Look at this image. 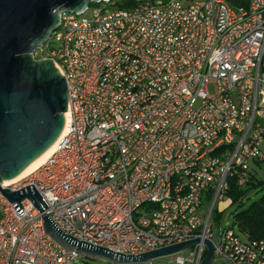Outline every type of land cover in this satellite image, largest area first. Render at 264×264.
Returning <instances> with one entry per match:
<instances>
[{
    "label": "built area",
    "instance_id": "2783aa9c",
    "mask_svg": "<svg viewBox=\"0 0 264 264\" xmlns=\"http://www.w3.org/2000/svg\"><path fill=\"white\" fill-rule=\"evenodd\" d=\"M103 1L61 11L48 41L57 46L40 58L65 76L70 123L38 169L2 183L35 187L45 207L0 192V264H72L80 256L47 234L44 215L66 234L122 254L199 238L180 264H200L219 227L215 255L264 264V239L213 222L229 178L248 186L264 155V0H141L133 8ZM257 174L264 178V169ZM204 199L211 205L202 216Z\"/></svg>",
    "mask_w": 264,
    "mask_h": 264
},
{
    "label": "water",
    "instance_id": "95a60500",
    "mask_svg": "<svg viewBox=\"0 0 264 264\" xmlns=\"http://www.w3.org/2000/svg\"><path fill=\"white\" fill-rule=\"evenodd\" d=\"M99 0H0V192L11 202L28 198L43 212L45 203L35 187L21 191L3 188L32 166L61 137L66 125L69 92L65 76L52 59H36L60 25V12L81 13ZM49 236L80 255L106 258L115 264L149 263L175 255L200 243L199 238L141 254L116 253L80 241L59 229L44 215ZM221 244L220 228L205 240L206 256L200 264H214Z\"/></svg>",
    "mask_w": 264,
    "mask_h": 264
},
{
    "label": "trees",
    "instance_id": "16d2710c",
    "mask_svg": "<svg viewBox=\"0 0 264 264\" xmlns=\"http://www.w3.org/2000/svg\"><path fill=\"white\" fill-rule=\"evenodd\" d=\"M233 7L248 6L250 0H228ZM116 5L119 8H133L138 5L141 0H115ZM258 168L264 169V155L256 161ZM258 168L255 169V173L250 179V183L246 187H239L235 181V178H229L230 188L227 192V197L231 199L232 203H238V209L234 213V224L239 226V230L249 236L250 239H264V194L259 199L253 201L248 207H242L243 201L246 199L251 189L263 186L264 178L258 177ZM216 208L213 211V219L215 226L220 225L219 218L221 213L215 214ZM206 251H204V257Z\"/></svg>",
    "mask_w": 264,
    "mask_h": 264
},
{
    "label": "rangeland",
    "instance_id": "374dc122",
    "mask_svg": "<svg viewBox=\"0 0 264 264\" xmlns=\"http://www.w3.org/2000/svg\"><path fill=\"white\" fill-rule=\"evenodd\" d=\"M179 2L183 4L190 3V0H178ZM106 2L103 1L101 4L99 3H91L90 8L99 7V6H105ZM86 18H91L92 12L88 11L84 13L83 15ZM49 46H57V43L55 40H51L50 43H46L43 47L38 48L36 57L37 59L43 58ZM264 194V187L260 186L254 189H251L246 197V199L243 201L242 207H248L253 201L259 199ZM238 203H232L231 199L228 197H224L223 199L218 200V202L215 205V208L218 213H221V217L219 218L220 221V227L223 229L225 227L231 226L236 231L239 230V226L237 224H234V213L240 209L238 207ZM211 205V201L203 200L202 207L200 208V215L204 216L206 212L209 210ZM214 221V219H213ZM195 252V248H189L185 249L175 255L171 256H162L155 258L151 260L149 263H130V264H180L178 261V258H184L188 259L193 253ZM72 264H115L114 262L106 259V258H100V257H93V256H86V255H80L75 260H73ZM214 264H229L227 261H225L222 257L215 255Z\"/></svg>",
    "mask_w": 264,
    "mask_h": 264
},
{
    "label": "bare ground",
    "instance_id": "6f19581e",
    "mask_svg": "<svg viewBox=\"0 0 264 264\" xmlns=\"http://www.w3.org/2000/svg\"><path fill=\"white\" fill-rule=\"evenodd\" d=\"M65 115H66V125L64 127V130H63L61 136L67 133L68 128H69V123H70L69 110H67ZM56 145H57V142L43 156H41L32 166H30L28 169H26L22 174H20L19 176L15 177L11 180H8L6 182H10V181L25 177V176L29 175L30 173H32L33 171H35L36 169H38L50 157V155L54 152Z\"/></svg>",
    "mask_w": 264,
    "mask_h": 264
}]
</instances>
